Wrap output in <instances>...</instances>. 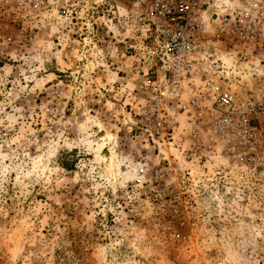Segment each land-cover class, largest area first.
I'll use <instances>...</instances> for the list:
<instances>
[{
	"label": "rangeland",
	"instance_id": "374dc122",
	"mask_svg": "<svg viewBox=\"0 0 264 264\" xmlns=\"http://www.w3.org/2000/svg\"><path fill=\"white\" fill-rule=\"evenodd\" d=\"M219 1L201 42L264 103V48L224 32L264 0ZM140 10L0 0V264H264V117L245 156L183 113L150 148L127 46Z\"/></svg>",
	"mask_w": 264,
	"mask_h": 264
},
{
	"label": "built area",
	"instance_id": "2783aa9c",
	"mask_svg": "<svg viewBox=\"0 0 264 264\" xmlns=\"http://www.w3.org/2000/svg\"><path fill=\"white\" fill-rule=\"evenodd\" d=\"M136 1L141 10L134 19L135 36L127 46L132 69L141 78L134 111L138 115V135L155 150L158 144L173 141V120L179 114L183 113L192 126L202 124L205 117L211 133L209 145L222 138L228 146L241 148L245 156L255 141L254 121L264 117V103L259 93L247 90L239 76L220 61L211 45L201 42L207 13L213 10L211 18L222 3ZM225 19L232 31L224 32L234 33L240 43L264 48V10L257 2H248ZM185 130L188 128L183 127ZM196 135H192V153L203 152L207 146ZM143 175L144 168L139 167L134 182L141 184Z\"/></svg>",
	"mask_w": 264,
	"mask_h": 264
}]
</instances>
